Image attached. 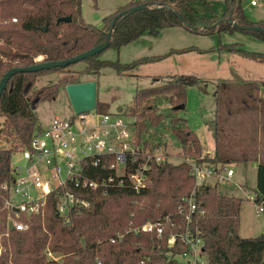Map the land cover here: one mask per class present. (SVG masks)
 I'll return each instance as SVG.
<instances>
[{"label": "trees", "instance_id": "1", "mask_svg": "<svg viewBox=\"0 0 264 264\" xmlns=\"http://www.w3.org/2000/svg\"><path fill=\"white\" fill-rule=\"evenodd\" d=\"M81 1L0 0V79L10 68L68 59L104 42L113 17L140 4L156 2L158 5L120 16L114 23L107 48L119 50L144 33L156 36L161 29L172 27L197 34L241 30L264 41V20H248L238 0H224V10L219 16L215 12H198L193 6L196 0H130L105 16L100 27L83 19ZM61 17H70V21H58ZM13 18L16 20L13 21ZM228 20L260 28L242 29ZM193 26L202 28L193 29ZM216 48L264 62V54L248 51L237 43H220ZM212 50L213 47L200 49L188 46L170 49L161 55L142 56L126 63L100 60L101 51L82 60L86 66L81 72L71 71V64L13 74L0 96V118H3L0 135L9 145L0 146V185L12 177V153L27 146L34 131L40 128L36 113L38 104L56 99L61 86L79 82V75L84 73L98 76L104 67L126 74L141 64L161 60L173 53H205ZM59 72H63L64 76L57 82L33 89L41 76ZM197 82L195 76L178 75L170 82L136 89L128 113L136 117L138 135L144 129L145 121L158 127L166 118L158 112L161 96H168L171 110L175 112L173 106L186 103V87ZM260 89L264 91V80L246 84L223 81L217 85L212 120L215 124L212 156H202L201 142L187 126L186 119L171 115L170 132L179 141L183 154L215 169L247 163L261 154L255 137L243 147L244 151L241 145L239 150L234 151L232 143L236 141V134L232 126L226 125L231 115V100L238 99L244 108H258ZM107 109L106 103L96 102L98 113H107ZM89 172L88 175L94 179L113 174L105 166L92 167ZM147 175V184L140 192H135L128 185L112 188L107 193L100 189H80L70 184L60 188L59 194L68 189L90 205L73 207L66 222L57 213L58 195L51 193L47 197L44 215H32L28 229L23 231L6 230L7 211L3 208L0 189V264H60L57 260L47 259V249L59 254L61 264H179L176 255L185 247L179 243L169 246L166 239L170 232L184 228L179 205L193 191L194 176L190 173L189 163L172 164L170 161L153 164ZM217 185H203L196 190L197 210L191 222V227L199 230L204 240L207 264H264V233L240 236L242 199L220 194ZM255 203L262 204L264 215V159L261 156L256 172ZM157 220L166 225L160 237L155 233L135 230L143 223ZM117 235L121 237L111 242V238ZM229 252L233 254L232 258Z\"/></svg>", "mask_w": 264, "mask_h": 264}, {"label": "rangeland", "instance_id": "2", "mask_svg": "<svg viewBox=\"0 0 264 264\" xmlns=\"http://www.w3.org/2000/svg\"><path fill=\"white\" fill-rule=\"evenodd\" d=\"M129 1L82 0V17L87 23L100 27L105 16L112 13L118 6L124 5ZM193 6L202 14H212V12H215L219 16L224 10V0H196L193 2ZM240 6L248 20H264L263 6L253 7L249 4V0H240ZM220 43H237L248 51L264 54V41L241 30L197 34L181 27H172L161 29L156 36H150L144 33L138 40L136 39L122 46L119 50L112 47L106 48L101 52L98 59L110 61L119 60L122 63H126L142 56L162 52L168 53L170 49L177 46H194L200 49L213 47L214 50L205 53H199L197 51H190L185 54L173 53L168 58L165 57L158 61L141 64L135 70H131L126 74H118L114 69L104 67L100 70L98 76H95L93 73H84L79 75V78L80 81H84L82 79L97 81V101L107 104V112H120L128 116L130 115L128 110L132 105V98L136 89L158 86L170 82L174 76H178V73L180 75L197 77V84L186 87V103L183 109L172 112L168 96H161L158 99V112L166 117L164 121L158 127H154L149 121H145V127L139 135L136 129V136L139 142H146L145 151L151 150L149 152L165 155L170 163L177 164L184 161L186 155L183 154L179 141L170 132L169 117L171 115H178L185 118L187 126L196 133L204 147L208 148L213 144L214 139L215 124L212 120L215 115L217 85L229 79L235 82L236 79L233 77V73L241 77L239 83L246 84L248 82L264 80L263 61L244 57L237 52L218 50L216 47ZM181 61L183 63L185 61L186 65H182ZM85 66L86 64L83 61H79L72 64L70 70L81 72ZM182 70L183 74H181ZM63 76V72L49 73L41 76L34 83L33 89L53 84ZM262 93L264 97L263 90ZM262 100L264 106V99ZM229 106H231V115L228 121H226V125L232 126L236 134V141L232 143V146L234 151H237L241 145V149L244 151L243 147L250 143L252 137H255L256 133L264 126V115L257 108H244L240 101L238 99L235 100V98L231 100ZM36 113L38 118L43 122H47L55 115L69 118L73 114V111L65 86L60 87L56 99L52 101H41L37 106ZM130 116L136 119L135 116ZM2 121L3 118H0V124ZM0 146H9L3 140L2 135H0ZM19 149L12 153V163H15L19 159V153L17 152ZM209 155L203 151L202 146V156ZM191 160L194 159L191 158ZM224 167L226 169L234 168L236 173L233 181H240L239 185L241 189L235 186L234 183H218L217 185L220 194L239 196L243 199L240 207V234L242 236L263 234V213L257 215V204L247 199L242 193V189L245 190L246 188L250 194H254L256 188L255 173H251L250 171L243 173L242 167L237 164L225 165ZM224 167L221 168L218 166V171L221 173ZM214 183V178H206L202 184H199V189L203 185L213 186ZM3 233L7 236L6 232ZM1 251L2 248L0 246ZM228 254L232 258L233 254L231 252ZM46 257L47 259L57 260L61 264L59 254L51 252V256L46 254Z\"/></svg>", "mask_w": 264, "mask_h": 264}, {"label": "built area", "instance_id": "3", "mask_svg": "<svg viewBox=\"0 0 264 264\" xmlns=\"http://www.w3.org/2000/svg\"><path fill=\"white\" fill-rule=\"evenodd\" d=\"M249 4L264 7V0H249ZM135 122L136 119L130 115L98 113L95 109L80 115L73 113L69 118L55 115L48 124H40L28 145L17 151L19 159L11 162V179L0 185L3 208L7 211L6 230L9 231V223L13 230L28 229L32 215H44L47 197L51 193L58 195V215L68 222L73 207L90 205L68 189L59 194V189L69 184L80 189H100L104 193L128 185L135 192H140L147 184L151 166L168 160L165 155L145 151V142H139L136 136ZM182 162L190 165L194 189L179 205L184 228L170 232L166 242L169 246L179 243L185 247L176 255L179 264H207L204 240L199 230L191 227L197 210L195 192L206 178H214L219 184L233 183L234 169L224 167L223 173H220L218 169L197 163L190 157ZM97 166H105L113 174L91 178L88 175L90 168ZM243 192L247 199L255 203L254 194L246 190ZM256 204V214L259 215L263 213V206ZM135 230L155 233L160 237L166 225L157 220L143 223ZM120 237L111 238V242ZM45 253L51 256L48 249Z\"/></svg>", "mask_w": 264, "mask_h": 264}, {"label": "water", "instance_id": "4", "mask_svg": "<svg viewBox=\"0 0 264 264\" xmlns=\"http://www.w3.org/2000/svg\"><path fill=\"white\" fill-rule=\"evenodd\" d=\"M238 3H240V0H238ZM157 5L158 4L156 2L140 4V5L131 7L127 11L118 13L117 15L113 17V19L110 22L106 40L104 42L90 48L87 51L79 53L71 58L58 60V61L38 62L33 65L25 66V67L10 68L7 72L4 73V75L0 79V96L9 78L17 72H34V71H38L42 69H50L54 67H65V66H69L71 64L77 63L79 61H82L86 57L100 53L101 51H103L104 49L108 47L109 39L113 31L114 23L120 16H124L127 13H130V12H133L135 10H139L145 7L157 6ZM58 21H70V17H61L58 19ZM228 22L242 29L249 30L253 28H260V27L246 26V25H238L237 23L232 22L231 20H228ZM192 28L197 29V28H202V26H193ZM42 29H45V27H43ZM233 77L238 81L241 79V77L236 75L235 73H233ZM65 89H66V92H67V95L70 101L72 111L75 115L89 113L96 109V102H97V82L96 80H84V81H79L76 83H69L65 85ZM183 108H184L183 104L173 106L174 110H179ZM119 111H121V109H119ZM8 229L9 231L13 230L11 223L8 224ZM81 241L83 242V239H81Z\"/></svg>", "mask_w": 264, "mask_h": 264}, {"label": "crops", "instance_id": "5", "mask_svg": "<svg viewBox=\"0 0 264 264\" xmlns=\"http://www.w3.org/2000/svg\"><path fill=\"white\" fill-rule=\"evenodd\" d=\"M141 36H143V34L141 35ZM140 36V37H141ZM139 37V38H140ZM138 38V39H139ZM137 39V40H138ZM182 47H186V46H177V47H173V49H175V48H182ZM188 47V46H187ZM171 48V47H170ZM166 52H162V53H158V54H153V55H161V54H165ZM183 54H185V53H183ZM170 55H172V54H170ZM170 55H168L166 58H168ZM181 64L182 65H186V62L184 61V63H183V61H181ZM181 74H183V70H182V72H181ZM178 75H180L179 73H178ZM82 80H86V79H82ZM241 80V79H240ZM237 81V80H236ZM97 82V81H96ZM227 82H233V81H231V79H229ZM97 87H98V83H97ZM259 98H260V100H261V102H260V104H259V106H258V108L257 109H259L260 110V112L264 115V106H263V104H262V102H263V100L262 99H264V97H263V93H262V89H260V92H259ZM39 119V118H38ZM51 120V119H50ZM50 120H48L47 122H43V121H41L40 119H39V122L42 124V125H46V124H48L49 122H50ZM199 138V137H198ZM255 138H256V141H257V144H258V146H260L261 148V154H258L257 155V157L256 158H254V159H251L250 161H248L247 163H238L237 165H240L241 167H242V169H243V173H246V172H251V173H255V175H256V172H257V167H258V164H259V158H260V156H261V158L262 159H264V126H262V129H260L257 133H256V136H255ZM199 140H200V138H199ZM200 142H201V140H200ZM201 145L203 146V151L206 153V154H210L209 156H212L213 155V152H214V139H213V144L211 145V146H209L208 148H205L204 147V145L201 143ZM234 169V168H233ZM235 169H234V175H233V177L235 176ZM239 179V178H238ZM232 180H233V178H232ZM240 182V181H239ZM239 182H238V180H237V182L236 181H233V183H234V185L235 186H240L239 185ZM255 184H256V182H255ZM256 186V185H255ZM241 187V186H240ZM245 190L246 191H248L246 188H245ZM242 193H243V195L245 196V194H244V192H243V190H242ZM254 195H255V192H254ZM236 197H239V196H236ZM239 198H241L242 199V197H239ZM242 201H243V199H242ZM240 212H241V208H240ZM239 219H240V214H239ZM240 230H241V222H239V234H240ZM256 233H258V232H256ZM259 235V234H258ZM240 236H242L241 234H240ZM257 236V235H256ZM242 237H250V236H242Z\"/></svg>", "mask_w": 264, "mask_h": 264}]
</instances>
